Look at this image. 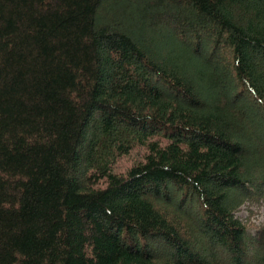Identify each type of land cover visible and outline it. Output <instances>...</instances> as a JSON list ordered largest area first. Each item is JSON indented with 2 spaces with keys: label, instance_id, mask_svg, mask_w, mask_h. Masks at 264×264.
Here are the masks:
<instances>
[{
  "label": "trees",
  "instance_id": "trees-1",
  "mask_svg": "<svg viewBox=\"0 0 264 264\" xmlns=\"http://www.w3.org/2000/svg\"><path fill=\"white\" fill-rule=\"evenodd\" d=\"M245 93L264 0H0V264H264Z\"/></svg>",
  "mask_w": 264,
  "mask_h": 264
},
{
  "label": "rangeland",
  "instance_id": "rangeland-1",
  "mask_svg": "<svg viewBox=\"0 0 264 264\" xmlns=\"http://www.w3.org/2000/svg\"><path fill=\"white\" fill-rule=\"evenodd\" d=\"M181 42V41H180ZM226 55V51L224 49H221L218 55V59H223L224 56ZM238 91L240 90V87H238ZM252 100V96L249 93H245L244 96V105L246 107L244 115L248 118V122H250V128L253 133V135L258 136L259 134L258 129H257V123L259 122V118L261 115H264L263 112L260 110V107L258 105L252 104L250 102ZM255 129V130H254ZM264 138V137H263ZM261 140V139H260ZM257 145H262L261 148H263L264 145V139H262L260 142L257 143ZM143 154V150L134 147V149L131 151L130 155L122 157L120 160L117 161L115 164V168L117 171H125L136 159L141 157ZM264 174V173H263ZM262 172L260 175H262ZM252 192V191H251ZM238 196V195H237ZM263 196L254 198L252 200H245L243 203L239 206V208L236 210V216L239 217L243 224L246 226L249 234L252 233L250 239L251 242L255 240L254 238V232L260 228L264 227V200ZM177 201V200H176ZM176 204V203H174ZM183 207L184 209H187L189 211H192V213H195L198 207L197 202H192L191 200L189 203L185 204ZM165 210L169 213H172L174 215H178L179 217L181 216V211L179 209H173L170 206L164 205L163 206ZM185 231H190L189 228H184ZM195 238V241H200L201 242V253L204 257L209 258V251H208V246L206 245L205 237H201L198 235L197 232H193L192 235ZM250 236V235H249ZM252 254H254V251L252 250ZM220 257H218L219 259ZM212 261V260H211ZM220 261V259H219ZM214 264L218 263L217 261H213ZM216 262V263H215ZM221 262V261H220ZM225 264H228L225 262Z\"/></svg>",
  "mask_w": 264,
  "mask_h": 264
}]
</instances>
